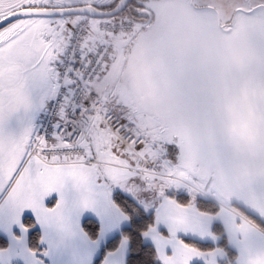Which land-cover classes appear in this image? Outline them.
Segmentation results:
<instances>
[{
    "label": "snow or ice",
    "instance_id": "1",
    "mask_svg": "<svg viewBox=\"0 0 264 264\" xmlns=\"http://www.w3.org/2000/svg\"><path fill=\"white\" fill-rule=\"evenodd\" d=\"M0 264H264V0H0Z\"/></svg>",
    "mask_w": 264,
    "mask_h": 264
}]
</instances>
